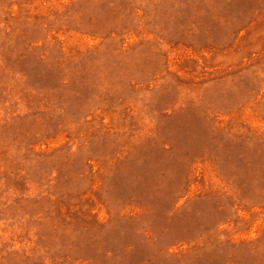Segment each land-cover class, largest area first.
Wrapping results in <instances>:
<instances>
[{
	"label": "rangeland",
	"instance_id": "1",
	"mask_svg": "<svg viewBox=\"0 0 264 264\" xmlns=\"http://www.w3.org/2000/svg\"><path fill=\"white\" fill-rule=\"evenodd\" d=\"M0 264H264V0H0Z\"/></svg>",
	"mask_w": 264,
	"mask_h": 264
}]
</instances>
